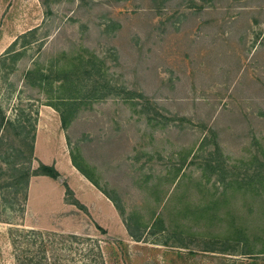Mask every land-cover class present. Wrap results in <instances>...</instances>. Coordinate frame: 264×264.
Here are the masks:
<instances>
[{"label": "rangeland", "instance_id": "rangeland-1", "mask_svg": "<svg viewBox=\"0 0 264 264\" xmlns=\"http://www.w3.org/2000/svg\"><path fill=\"white\" fill-rule=\"evenodd\" d=\"M33 28L15 69H0L12 119L0 125V264H18L17 226L54 232L57 264H264L237 238L241 227L257 248L264 240V0H0V61L8 39ZM27 69L52 83L42 89ZM71 93L80 104L64 128L52 103ZM30 117L33 154L15 120ZM72 151L125 215L136 212L140 240L70 172ZM54 159L68 179L33 174L26 199L20 167ZM65 181L91 211L67 206L64 193L76 196Z\"/></svg>", "mask_w": 264, "mask_h": 264}, {"label": "trees", "instance_id": "trees-1", "mask_svg": "<svg viewBox=\"0 0 264 264\" xmlns=\"http://www.w3.org/2000/svg\"><path fill=\"white\" fill-rule=\"evenodd\" d=\"M36 32V28H33L31 30H28L27 32L19 35L7 48V50L3 53L2 59L0 61V69L4 68L5 73L9 74L12 70L15 69L16 62L17 60L21 57V54L24 52L20 49H17V44L19 42V39L25 36H28L30 34H33ZM29 44V42L25 41L22 46H26ZM82 64V60L80 61V66ZM67 67L63 66L59 68V72L64 74L63 77L59 76V87H61L65 93L67 94L71 90V83H72V75L70 74L72 69H66ZM52 69V68H50ZM66 73V74H65ZM35 74L37 76H35ZM27 77L33 78V76L39 80V86L44 89V84H48V81L52 83V80H49V75L45 73L43 69H27L26 71ZM49 92V91H48ZM49 94V93H48ZM97 96V95H94ZM103 96V95H101ZM97 96V97H101ZM51 98V96H49ZM56 97V96H55ZM59 97V101L61 100L60 103H52L53 106L58 109L61 113V120L64 128L69 127L71 120L73 116L75 115V112L78 109L79 106V100L80 96L76 93H71L68 95H60L57 96ZM63 105V106H62ZM20 114L22 113L23 108L20 107ZM20 114L18 117H20ZM21 119V118H20ZM20 119H15L19 123H24L21 127V133H23L24 139L29 136L32 139V142L30 143V150L31 154H33L34 149H35V140H36V135H37V118L30 117L28 121L21 122ZM0 125L6 127L9 123L12 122V119L9 117H6V115L3 113L2 106L0 104ZM30 126V127H29ZM28 143V142H27ZM72 155V162L73 164L82 172L84 173L97 187H99L111 200L114 202L115 206L117 209H119L121 215H123L124 222L130 232V234L135 237V239L140 240L141 239V233H137L134 229V223L137 222L138 220V215L136 214L135 211H132L128 215H125V211L123 209L122 203L115 197L114 195H111L108 191H106L98 182V180L90 174L83 166V164L77 160L78 153L75 151L71 152ZM18 167H16V170ZM24 171L23 168L20 167ZM21 171L20 170V180L23 181L25 184L26 188V199H28V185L30 181V177L33 174L36 175H49L54 178H61L62 179V174L60 170L56 167L55 164H47L44 162H40L38 167L33 168L32 170L27 169V171ZM63 180V179H62ZM65 186H66V192H72L73 194V189L70 187V185L65 181ZM72 203L78 205L79 207L85 208L86 206L80 202V200L76 197L71 200ZM156 214V213H155ZM154 216V215H153ZM160 219V216L157 215L155 216V219L153 223L151 224L152 226L156 224V221ZM142 224L144 225L145 228L149 227L148 222H143L141 221ZM155 223V224H154ZM158 224V223H157ZM158 226V225H157ZM98 227L103 231L107 232L106 228H104L102 225H98ZM12 231V242L15 247L16 251V259L18 264H57L54 257L51 258V256L48 254V250L51 246H53V241L49 240V238L46 239V235L48 234H55L54 232H45L42 229L35 228V227H15L11 229ZM239 235L237 236L238 240H242L243 242V253L246 254H254L255 252H258L259 254L264 253V240L260 243L261 247L257 248L258 243L253 242V237L249 234L247 230L244 228H239ZM59 235V234H58ZM62 236V234H60ZM67 237L71 239H81L82 237L77 234V233H71L66 235ZM68 240V239H67ZM63 242V241H62ZM66 246L72 248L73 243L68 240L66 243ZM259 249V251H256ZM99 255L101 253L99 252ZM53 256L54 253H53ZM254 256V255H250ZM264 258V257H262ZM93 259V258H92ZM97 259V257L94 259V261ZM253 259H258L257 257H253ZM104 263V262H103Z\"/></svg>", "mask_w": 264, "mask_h": 264}, {"label": "crops", "instance_id": "crops-1", "mask_svg": "<svg viewBox=\"0 0 264 264\" xmlns=\"http://www.w3.org/2000/svg\"><path fill=\"white\" fill-rule=\"evenodd\" d=\"M23 32H25V31H19L18 33H17V35H15L14 36V38L16 39L19 35L18 34H21V33H23ZM17 36V37H16ZM14 38H12V39H8V43H11L12 41H14L15 39ZM14 39V40H13ZM38 142H39V133H38V136H37V140H36V148H37V153H38ZM40 158V157H39ZM40 160H41V158H40ZM53 164H55V165H58V161H57V159H54L53 160ZM69 165V170H70V172H73V175L75 174V175H77V179L81 182V184H86V186H90L91 188H93L94 190H98V194H99V196H102L101 198H106V199H108L109 200V202H110V204L112 205V206H114L115 208H117L116 206H115V204H114V202L111 200V198H109L102 190H100L84 173H82L81 171H79L78 170V168L73 164V162H71L70 160H69V163H67V166ZM61 172V174H62V177H67V172H62V171H60ZM40 175H42V174H40ZM37 176V175H36ZM35 176V177H36ZM33 179L34 178H32L31 179V182H30V186H29V188L31 187V183H32V181H33ZM67 179H68V177H67ZM74 190V189H73ZM74 192H75V196L80 200V202L81 203H83L86 207H88V209H89V211H91V208L86 204V203H84L83 201H81V199L79 198V195L77 194V192H76V190H74ZM64 201H65V203L67 204V206H70V205H76V204H74V203H72V202H69V201H66L65 200V193H64ZM77 208V207H76ZM117 217H119V211L117 210V209H115V218L117 219ZM118 219H120V217L118 218ZM100 225V224H99ZM104 228H106V226H103Z\"/></svg>", "mask_w": 264, "mask_h": 264}]
</instances>
